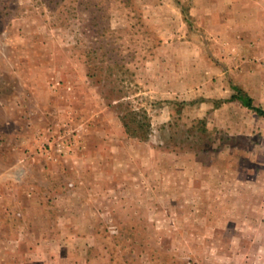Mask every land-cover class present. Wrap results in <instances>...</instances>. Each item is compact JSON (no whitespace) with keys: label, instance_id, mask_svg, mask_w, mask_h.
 Instances as JSON below:
<instances>
[{"label":"rangeland","instance_id":"1","mask_svg":"<svg viewBox=\"0 0 264 264\" xmlns=\"http://www.w3.org/2000/svg\"><path fill=\"white\" fill-rule=\"evenodd\" d=\"M236 88L264 108V0H0V264H264Z\"/></svg>","mask_w":264,"mask_h":264},{"label":"trees","instance_id":"2","mask_svg":"<svg viewBox=\"0 0 264 264\" xmlns=\"http://www.w3.org/2000/svg\"><path fill=\"white\" fill-rule=\"evenodd\" d=\"M228 100H238L242 105L253 109L257 114L264 116V108L254 105L252 98L241 88H236L235 93L231 95ZM139 117V112L132 109L124 110L119 116L121 124L129 136L146 139L149 131L145 129L147 128V125L144 121L139 119Z\"/></svg>","mask_w":264,"mask_h":264},{"label":"crops","instance_id":"3","mask_svg":"<svg viewBox=\"0 0 264 264\" xmlns=\"http://www.w3.org/2000/svg\"><path fill=\"white\" fill-rule=\"evenodd\" d=\"M238 2L239 1H235V3L236 4H238ZM253 6L251 5V7L250 8H252ZM251 47H252V44H249ZM243 91H245V90H243ZM246 92V91H245ZM249 95V94H248ZM250 96V95H249ZM28 129L29 128H27V130H26V128H25V130H23V132L20 134V136H21V138L22 139H20V141H19V143L20 144H22L21 145V149L22 150H25L26 148H29V147H31V144H34V146H35V143L33 142V140H32V137H30V139H29V137H27V132H28ZM26 138V139H25ZM86 143H87V135H86ZM19 147V146H18ZM17 148V147H16ZM18 149V148H17ZM37 159H39L38 157H37ZM40 161H39V165L41 166L42 164H44V166L45 167H47L48 169L50 168V167H52L53 165V163L51 162V161H49L48 159H45V158H40L39 159ZM41 162V163H40ZM85 162H87V161H85ZM24 195H25V197H24V199H27V197L26 196H28L29 195V193L27 192H25L24 193ZM14 198V197H13ZM15 199V198H14Z\"/></svg>","mask_w":264,"mask_h":264}]
</instances>
